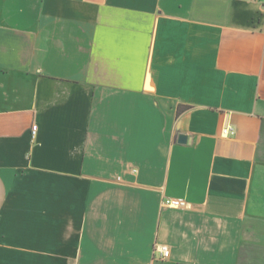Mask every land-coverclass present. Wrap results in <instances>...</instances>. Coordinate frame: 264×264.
Wrapping results in <instances>:
<instances>
[{
  "label": "crops",
  "instance_id": "obj_1",
  "mask_svg": "<svg viewBox=\"0 0 264 264\" xmlns=\"http://www.w3.org/2000/svg\"><path fill=\"white\" fill-rule=\"evenodd\" d=\"M0 264H264V0H0Z\"/></svg>",
  "mask_w": 264,
  "mask_h": 264
},
{
  "label": "built area",
  "instance_id": "obj_2",
  "mask_svg": "<svg viewBox=\"0 0 264 264\" xmlns=\"http://www.w3.org/2000/svg\"><path fill=\"white\" fill-rule=\"evenodd\" d=\"M38 130V127L35 125L32 128V136L33 138L36 137V132ZM228 132H231L232 130H227ZM187 205V203L184 200L176 199V198H165L162 202L163 208H172V209H180ZM158 252L162 255V258L164 260L169 259L171 256V250L167 245H158L157 246Z\"/></svg>",
  "mask_w": 264,
  "mask_h": 264
},
{
  "label": "water",
  "instance_id": "obj_3",
  "mask_svg": "<svg viewBox=\"0 0 264 264\" xmlns=\"http://www.w3.org/2000/svg\"><path fill=\"white\" fill-rule=\"evenodd\" d=\"M177 135H178V140H179L180 143L185 144V143L188 142V137L185 134H183V133L179 134L177 132Z\"/></svg>",
  "mask_w": 264,
  "mask_h": 264
},
{
  "label": "trees",
  "instance_id": "obj_4",
  "mask_svg": "<svg viewBox=\"0 0 264 264\" xmlns=\"http://www.w3.org/2000/svg\"><path fill=\"white\" fill-rule=\"evenodd\" d=\"M191 107L190 106H182L179 107L177 110V116L179 117L181 115V113H183L184 111L189 110Z\"/></svg>",
  "mask_w": 264,
  "mask_h": 264
}]
</instances>
